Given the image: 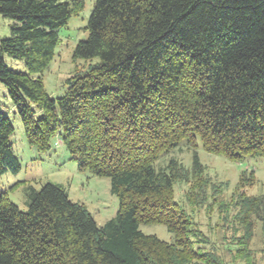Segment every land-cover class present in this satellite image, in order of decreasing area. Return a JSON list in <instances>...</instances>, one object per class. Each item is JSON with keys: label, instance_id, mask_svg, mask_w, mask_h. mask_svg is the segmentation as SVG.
<instances>
[{"label": "trees", "instance_id": "trees-1", "mask_svg": "<svg viewBox=\"0 0 264 264\" xmlns=\"http://www.w3.org/2000/svg\"><path fill=\"white\" fill-rule=\"evenodd\" d=\"M82 7L0 0V14L13 20L11 36L0 37V82L28 143L50 151L59 137L80 170L111 179L119 209L99 225L62 183L30 186L27 210L0 186V264H226L214 246L200 245L203 233L174 190L190 183V205L217 206L223 227L242 232L236 253L256 222L264 225V194L241 184L247 171L225 198L196 150L201 140L233 161L264 157V0H95L89 35L74 51L93 62L53 98L34 74L50 64L59 29ZM5 54L28 70L13 69ZM14 131L0 105V177L21 169ZM182 141L191 166L172 158L157 167ZM150 223L166 225L173 241L140 229Z\"/></svg>", "mask_w": 264, "mask_h": 264}, {"label": "rangeland", "instance_id": "rangeland-1", "mask_svg": "<svg viewBox=\"0 0 264 264\" xmlns=\"http://www.w3.org/2000/svg\"><path fill=\"white\" fill-rule=\"evenodd\" d=\"M83 7L75 13L68 23L62 26L58 33L60 41L55 47L54 57L50 64L35 76H42L44 86L50 96L57 98L63 96L67 89V79L76 71L86 70L93 62L75 58L74 51L81 40H85L89 31L87 23L95 5V0H82ZM13 20L0 14V37L11 36ZM6 62L15 70L27 71L24 60L13 58L5 54ZM0 105L8 113L15 131L11 136L15 154L21 162V169L17 173L5 172L0 177V186L8 191L9 198L20 209H28L27 189L30 186L40 189L47 182L62 183L66 186L73 201L86 205L96 222L103 225L114 217L119 209V199L111 191V179L107 176L94 175L90 170H80L78 161L71 159V155L61 139L56 137L53 149L41 151L28 143L22 120L16 113L15 106L8 96L5 86L0 82ZM200 160L207 166V174L217 185H221L225 198H229L235 191L237 182L243 171L246 172L245 190L249 194H264V157L248 156L242 161H233L219 153L206 151L201 140L196 148ZM193 152L189 150L186 142L182 141L173 150L164 153L157 160L156 166L166 165L170 159L176 158L185 166L192 164ZM255 173L253 182L247 176ZM190 183L177 182L175 184L174 198L180 206L187 211L192 220L203 233L205 243L200 245L205 250L214 246L223 256L226 264H264V225L256 222L254 237L247 249L236 253L242 246L238 239L241 231L226 229L220 220L217 206L190 205L187 192ZM201 199V197H200ZM140 229L147 234H155L165 241H173V233L166 225L159 223L141 224ZM239 254V255H237Z\"/></svg>", "mask_w": 264, "mask_h": 264}]
</instances>
